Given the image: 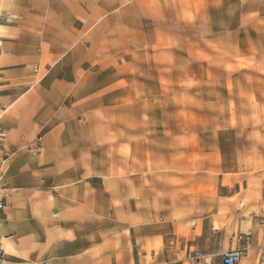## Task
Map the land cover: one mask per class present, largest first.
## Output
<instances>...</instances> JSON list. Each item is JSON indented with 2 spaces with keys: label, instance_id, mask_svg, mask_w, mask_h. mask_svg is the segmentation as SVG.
<instances>
[{
  "label": "crops",
  "instance_id": "1",
  "mask_svg": "<svg viewBox=\"0 0 264 264\" xmlns=\"http://www.w3.org/2000/svg\"><path fill=\"white\" fill-rule=\"evenodd\" d=\"M0 14L7 264H158L159 242L185 224L161 219L159 230V178L183 172L189 190L197 155L186 130L168 132L185 143L160 157L159 126L146 125L172 83L159 71L178 68L174 56L191 69L259 54L264 0H0ZM262 185L242 212L264 213ZM238 228L252 234L239 264H264V221Z\"/></svg>",
  "mask_w": 264,
  "mask_h": 264
},
{
  "label": "rangeland",
  "instance_id": "2",
  "mask_svg": "<svg viewBox=\"0 0 264 264\" xmlns=\"http://www.w3.org/2000/svg\"><path fill=\"white\" fill-rule=\"evenodd\" d=\"M260 51L247 61L233 57L227 65L212 54L211 60L196 61L191 69H186L187 61H175L174 56L165 61L179 67L159 71L172 83L164 85L166 95L153 105L159 117L146 125L159 126L160 157L171 161L169 155L175 154L171 147L179 145L182 150L185 143L171 139L168 132L176 137L186 130L195 133L197 155L196 178L189 190L182 189L188 183L175 180L183 172L159 178L155 192L163 201L159 230L161 219L185 224L178 234L159 242V254L164 252L165 257H159L158 264H199L202 257L209 264H221L222 252L247 247L245 235L252 239L251 230L243 232L240 224L264 221V213L251 206L242 212L243 206L256 200L253 191L264 184V45ZM202 175L207 176L205 182ZM191 220H197L195 229ZM194 252L199 260L193 259Z\"/></svg>",
  "mask_w": 264,
  "mask_h": 264
},
{
  "label": "built area",
  "instance_id": "3",
  "mask_svg": "<svg viewBox=\"0 0 264 264\" xmlns=\"http://www.w3.org/2000/svg\"><path fill=\"white\" fill-rule=\"evenodd\" d=\"M5 17L6 15L0 14V18H5ZM8 18L11 17L8 16ZM5 112H6V108L0 105V122ZM20 139L21 141H24L25 137L22 136ZM42 147H43V137L38 136L28 144L27 149L32 153L36 154L39 153ZM11 157H12V153L6 149V134L2 129L0 123V179L3 176V168ZM4 209H5V198L2 194V191L0 190V224H1V214L4 211ZM244 238H245V244L248 247L250 243V237L249 235H245ZM169 244L171 245L172 242H170ZM247 247L222 252L220 255L221 264H239L244 255L243 252L247 249ZM193 259L199 260L200 259L199 253L194 252ZM0 264H7L6 254L3 250L1 243H0ZM204 264H209V263H204Z\"/></svg>",
  "mask_w": 264,
  "mask_h": 264
},
{
  "label": "bare ground",
  "instance_id": "4",
  "mask_svg": "<svg viewBox=\"0 0 264 264\" xmlns=\"http://www.w3.org/2000/svg\"><path fill=\"white\" fill-rule=\"evenodd\" d=\"M209 262H210V260L207 257H202L199 264H204V263H209Z\"/></svg>",
  "mask_w": 264,
  "mask_h": 264
}]
</instances>
